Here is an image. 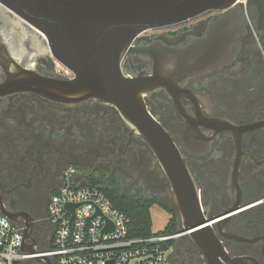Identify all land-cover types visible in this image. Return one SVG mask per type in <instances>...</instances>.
Masks as SVG:
<instances>
[{
  "label": "flooded vegetation",
  "instance_id": "af4514ba",
  "mask_svg": "<svg viewBox=\"0 0 264 264\" xmlns=\"http://www.w3.org/2000/svg\"><path fill=\"white\" fill-rule=\"evenodd\" d=\"M247 10V33L232 64L143 97L178 147L197 187L205 227H211L229 264H264V0H248ZM216 16L148 31L136 49L188 45L205 34ZM3 45L17 64L45 78L73 74L64 72L43 43L23 36L21 26L0 7V217L32 235L31 249L45 252L52 246L48 207L69 165L82 174L86 170L89 184L96 179L145 188L147 198L177 217L171 184L153 150L115 107L7 94L2 66L10 60ZM149 62L141 55L127 57L125 76L151 77ZM170 260L207 264L190 237L174 241Z\"/></svg>",
  "mask_w": 264,
  "mask_h": 264
},
{
  "label": "water",
  "instance_id": "95a60500",
  "mask_svg": "<svg viewBox=\"0 0 264 264\" xmlns=\"http://www.w3.org/2000/svg\"><path fill=\"white\" fill-rule=\"evenodd\" d=\"M0 7L21 26L23 36L43 43L73 74L45 78L17 64L3 45L6 54L2 53L10 60L2 66L6 93L50 101L94 100L115 107L163 168L173 190L172 208L181 237H190L201 248L207 264H229L211 227H205L197 187L178 147L151 116L143 97L156 88L170 91L184 78L232 64L247 33V8L239 0H0ZM211 13L217 14L216 19L188 45L136 49L139 37L148 31L177 27ZM135 54L149 58L151 77L125 76L123 64ZM30 242L32 235L24 233L19 251L34 258L24 264H54L45 252L31 249Z\"/></svg>",
  "mask_w": 264,
  "mask_h": 264
},
{
  "label": "built area",
  "instance_id": "2783aa9c",
  "mask_svg": "<svg viewBox=\"0 0 264 264\" xmlns=\"http://www.w3.org/2000/svg\"><path fill=\"white\" fill-rule=\"evenodd\" d=\"M239 4L246 9L248 0H239ZM48 213L54 238L44 255L52 257L54 264H173V244L169 243L182 235L180 231L130 238L129 217L114 206L101 187L89 184L74 165L66 167L63 185L51 198ZM22 239V230L0 217V264H24L34 259L32 253L19 251Z\"/></svg>",
  "mask_w": 264,
  "mask_h": 264
},
{
  "label": "trees",
  "instance_id": "16d2710c",
  "mask_svg": "<svg viewBox=\"0 0 264 264\" xmlns=\"http://www.w3.org/2000/svg\"><path fill=\"white\" fill-rule=\"evenodd\" d=\"M91 185H96L95 182ZM106 196L116 208L124 212L130 219L129 237L133 239L148 238L154 233L152 230V208L157 204L154 199L142 196L141 190L136 195L123 194L120 187L102 188ZM141 194V195H140ZM180 232V226L176 216H173L165 235H174ZM170 245L174 242L169 243ZM168 244V245H169Z\"/></svg>",
  "mask_w": 264,
  "mask_h": 264
},
{
  "label": "rangeland",
  "instance_id": "374dc122",
  "mask_svg": "<svg viewBox=\"0 0 264 264\" xmlns=\"http://www.w3.org/2000/svg\"><path fill=\"white\" fill-rule=\"evenodd\" d=\"M173 28H171V29H173ZM83 172L86 174V176L89 174L86 172V170H83ZM94 181H95L96 186H99L101 188L120 187L119 184H117L113 181H109L106 184H103L100 180L94 179ZM121 189H122L123 194H129V195H136L138 193V190L141 189L142 196H146V197L148 196L147 189H145V188L138 187V188L129 189V188H126L125 186H123ZM151 214H152V222H153L152 230H153L154 235H165V230L167 229L170 221L173 218L172 214L158 204H156L152 208ZM171 252H170V254H171Z\"/></svg>",
  "mask_w": 264,
  "mask_h": 264
}]
</instances>
